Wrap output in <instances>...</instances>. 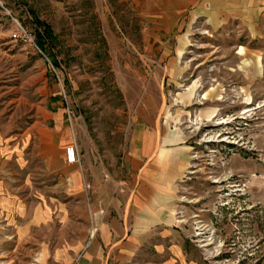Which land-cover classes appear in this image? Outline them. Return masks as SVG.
<instances>
[{"label":"rangeland","instance_id":"1","mask_svg":"<svg viewBox=\"0 0 264 264\" xmlns=\"http://www.w3.org/2000/svg\"><path fill=\"white\" fill-rule=\"evenodd\" d=\"M0 1L2 191L58 194L76 221L59 147L76 143L85 193L119 191L136 172L134 131L157 129L188 159L180 251L147 246L128 264H264V21L253 33L237 20L213 28L196 4L176 12L175 0ZM12 18L39 50L10 38ZM41 23L52 33L44 48ZM33 258L19 252L16 264L42 263Z\"/></svg>","mask_w":264,"mask_h":264},{"label":"crops","instance_id":"2","mask_svg":"<svg viewBox=\"0 0 264 264\" xmlns=\"http://www.w3.org/2000/svg\"><path fill=\"white\" fill-rule=\"evenodd\" d=\"M175 4L176 12L196 4L195 13L205 16L213 28L237 20L253 33L257 23L264 21V0H175ZM158 132L134 131L129 164L136 172L132 186L122 180L119 191L105 183L85 193L81 174L61 155L65 143L59 147L53 158L62 196L67 192L65 171L72 173L68 191L76 221L68 219L71 212L60 202V195L35 199L33 191H26L23 199L19 191H2L0 183V264H16L19 252L26 258L36 255L41 264L51 259L53 264H128L147 246L160 248L163 243H173L170 251L179 252L175 246L181 226L176 216L177 184L188 159L186 152L169 149L168 140L160 143ZM74 224L75 235L67 240V229Z\"/></svg>","mask_w":264,"mask_h":264},{"label":"built area","instance_id":"3","mask_svg":"<svg viewBox=\"0 0 264 264\" xmlns=\"http://www.w3.org/2000/svg\"><path fill=\"white\" fill-rule=\"evenodd\" d=\"M0 8L3 9L9 15V13L3 7L1 1H0ZM12 23H13V29L10 33V38L14 42H18L32 49L39 50L37 43H36L35 34L31 30H29L27 27L23 26L22 24H20L17 20L13 18H12ZM64 159H65L66 164L68 165L78 164L79 151H78V147L75 142H71L69 145L65 147Z\"/></svg>","mask_w":264,"mask_h":264},{"label":"trees","instance_id":"4","mask_svg":"<svg viewBox=\"0 0 264 264\" xmlns=\"http://www.w3.org/2000/svg\"><path fill=\"white\" fill-rule=\"evenodd\" d=\"M40 27L42 29V35H41V37H39L40 39H39L38 43L40 44L41 47L44 48L45 44H47L48 42L50 43L51 38H52V33H51L48 25L41 23Z\"/></svg>","mask_w":264,"mask_h":264}]
</instances>
